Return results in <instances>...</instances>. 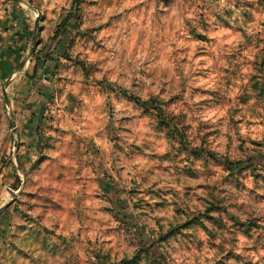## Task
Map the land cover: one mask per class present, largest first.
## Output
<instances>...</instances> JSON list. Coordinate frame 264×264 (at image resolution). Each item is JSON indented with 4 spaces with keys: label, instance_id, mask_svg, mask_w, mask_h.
Instances as JSON below:
<instances>
[{
    "label": "rangeland",
    "instance_id": "rangeland-1",
    "mask_svg": "<svg viewBox=\"0 0 264 264\" xmlns=\"http://www.w3.org/2000/svg\"><path fill=\"white\" fill-rule=\"evenodd\" d=\"M9 5L41 20L0 86L44 100L14 201L0 122V264H264V0Z\"/></svg>",
    "mask_w": 264,
    "mask_h": 264
},
{
    "label": "crops",
    "instance_id": "crops-1",
    "mask_svg": "<svg viewBox=\"0 0 264 264\" xmlns=\"http://www.w3.org/2000/svg\"><path fill=\"white\" fill-rule=\"evenodd\" d=\"M32 15V10H23L22 7L18 5H9L0 14V20L2 23V25H0V82L3 79H7L6 81L10 82L11 85V82L17 81L21 74L23 75L24 71L27 70V68H29L31 65L33 56L32 51L34 49L35 42L34 26L36 22V19L34 20ZM39 70V68H36L35 74H38ZM33 72H35V69ZM40 77L41 76L39 75L38 78ZM30 86L31 85L29 84L26 85L25 88L27 89L28 93L24 92L23 97L24 99H28L27 102L30 105H28L26 102V104L23 106H21V104L18 105L17 111H12L16 128L20 136V144L22 145L20 152L25 146L28 149L27 153L29 151L33 152L32 150L37 147L36 141L32 140V138L35 137L33 131L35 130V126H37L38 123L36 122V118H38L37 112L39 111L40 102L44 100L42 92L39 89L33 90ZM4 90L7 93V90H2L0 86V101ZM29 90L33 91L29 92ZM37 99L39 101H37ZM19 115L25 116L22 123L19 121ZM3 118L8 119L7 114L3 112L0 105V122H2ZM30 156L31 158H29ZM30 156H27L26 161L33 162L35 156L32 154H30ZM21 160L23 161V159L20 157V161Z\"/></svg>",
    "mask_w": 264,
    "mask_h": 264
},
{
    "label": "water",
    "instance_id": "water-1",
    "mask_svg": "<svg viewBox=\"0 0 264 264\" xmlns=\"http://www.w3.org/2000/svg\"><path fill=\"white\" fill-rule=\"evenodd\" d=\"M40 20L41 18L38 17L36 22H35V26H34V41L37 40V34L39 31V25H40ZM34 52V49L33 51ZM3 97H4V101L6 103V105L8 106V110H7V117L10 123V128L12 131V154H11V162L12 165L16 171V175H17V179L19 181V187L17 189H11L10 193L13 197V200H16L17 198H19L24 190L25 184H26V179H27V172L22 169L20 167L19 164V160H18V151H19V146H20V136L18 133V130L16 128V123H15V119L10 107V103L7 97V93L4 90L3 91ZM9 204L4 206L3 208L0 209V213H3L7 208H8Z\"/></svg>",
    "mask_w": 264,
    "mask_h": 264
},
{
    "label": "trees",
    "instance_id": "trees-1",
    "mask_svg": "<svg viewBox=\"0 0 264 264\" xmlns=\"http://www.w3.org/2000/svg\"><path fill=\"white\" fill-rule=\"evenodd\" d=\"M34 73H36V68H35V72H34ZM20 146H21V144H20ZM20 146H19V147H20Z\"/></svg>",
    "mask_w": 264,
    "mask_h": 264
}]
</instances>
